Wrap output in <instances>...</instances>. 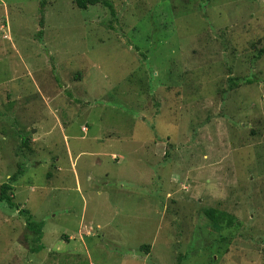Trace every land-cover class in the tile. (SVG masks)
I'll list each match as a JSON object with an SVG mask.
<instances>
[{
	"label": "rangeland",
	"instance_id": "374dc122",
	"mask_svg": "<svg viewBox=\"0 0 264 264\" xmlns=\"http://www.w3.org/2000/svg\"><path fill=\"white\" fill-rule=\"evenodd\" d=\"M110 1L0 0V264H264V0Z\"/></svg>",
	"mask_w": 264,
	"mask_h": 264
},
{
	"label": "trees",
	"instance_id": "16d2710c",
	"mask_svg": "<svg viewBox=\"0 0 264 264\" xmlns=\"http://www.w3.org/2000/svg\"><path fill=\"white\" fill-rule=\"evenodd\" d=\"M75 4L80 7V8H87L90 5H95V4H101L105 7H109L111 11L113 12L114 6L113 3L110 0H74ZM28 139H25V142H28ZM14 176H10L9 181L3 182L0 185V203H5L9 207L17 208L21 214H23L26 218V226L27 228L34 234L32 243L30 245V250L32 252H39L44 248V244L41 242L42 241V236H43V227H44V221H37L33 218L32 214L24 209L20 208V206L14 202V194H13V185L12 182L14 180ZM20 208V209H19ZM217 209H212L209 208L206 210L207 212V217L213 220L214 222H221L228 219L227 224H232L234 223V217L232 215H229L226 213V211H221L220 216L217 217L215 216L214 212H216ZM148 247V246H147ZM79 264H88L85 263V261H80Z\"/></svg>",
	"mask_w": 264,
	"mask_h": 264
},
{
	"label": "crops",
	"instance_id": "0c3cea01",
	"mask_svg": "<svg viewBox=\"0 0 264 264\" xmlns=\"http://www.w3.org/2000/svg\"><path fill=\"white\" fill-rule=\"evenodd\" d=\"M34 140H36V139H34V138H33V142H34ZM95 154H99V152H97V153H94V155H95ZM115 154H117V153H112V157H113V155H115ZM113 158H114V157H113ZM114 159H116V160H117V158H114Z\"/></svg>",
	"mask_w": 264,
	"mask_h": 264
}]
</instances>
